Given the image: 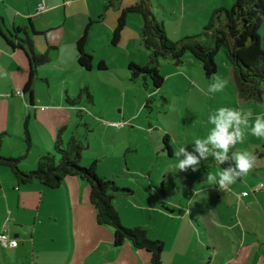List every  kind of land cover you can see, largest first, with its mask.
Wrapping results in <instances>:
<instances>
[{
    "label": "crops",
    "instance_id": "0c3cea01",
    "mask_svg": "<svg viewBox=\"0 0 264 264\" xmlns=\"http://www.w3.org/2000/svg\"><path fill=\"white\" fill-rule=\"evenodd\" d=\"M106 1L0 0V16L8 28H27V35L32 40L33 48L37 53H42L48 47H52L49 50V61L45 64L55 60L57 64L50 67L65 75L62 77V82L68 84V76L71 72L77 73L84 69L77 62V41L85 28L89 25L84 50L90 53L95 61L101 58L98 57L101 48L107 53L114 46L110 38L121 9L137 2V0H121L118 7L104 9ZM156 1L157 3H154V0H150L151 9L154 12V6L160 7L161 10L155 11L154 15L162 24L165 11L172 10L178 20L194 28H202L215 9L223 7L224 3L231 6L233 2V0ZM41 3L44 8L38 11V5ZM161 11L164 14L160 13ZM130 24H134L141 31L142 17L137 13H127L126 24L117 44L127 38V34L130 33L128 30ZM16 37L25 38L26 35L20 31ZM128 39L136 42L137 46L141 45L140 32L139 34L137 31L134 32V35ZM14 44L15 46L11 47L0 35V130L7 133L5 137L15 138L22 143H24L23 138L27 131L31 146L36 145L33 141L34 132L41 127L44 135L46 133L50 137L53 149L54 134L56 132L58 134L59 129L66 122L60 118L54 123L51 114L71 104L67 101L56 100L51 95L49 77L43 73L42 68L45 64L37 68L32 83V94L23 91L29 77L30 64L25 51L17 46V39H14ZM140 55L148 60L149 52L147 49L146 51L140 49ZM100 60L103 61L102 58ZM184 61L194 64L193 56L190 54L184 55ZM129 62L142 65L132 60ZM163 65H170V69L168 68L164 75L166 78L186 75L183 65L180 66L181 69L175 64L176 68L171 67L170 61ZM158 70L159 72L161 70L160 62ZM229 75L232 78L230 68ZM16 90L23 91V94H16ZM2 94H8V96L3 97ZM47 122L49 125L53 123L54 125L49 126ZM112 128L117 132L128 133L134 130L135 126L128 123L119 127H111L109 124L105 126V129ZM165 135H167L170 146V138L167 133ZM36 146L42 153L43 149ZM170 149L172 154V147ZM47 150L45 149L46 152H50ZM39 156L34 159V164L37 163ZM207 165V162H202L200 166ZM126 169L128 175L136 172L131 166ZM24 171L27 170L24 169ZM96 171L98 175L101 174L97 166ZM108 174L113 176L112 173ZM261 176L263 177L262 174ZM103 177L107 176L103 175ZM11 183L17 189V202L13 204L7 192L4 191L2 202L7 213L5 216V211L3 210L2 213L1 208L0 231L3 226H6L5 232L10 239L16 241V245L5 248L0 242V264H149L148 254L142 249L134 248L130 242L126 241L119 247L112 245V229L96 222L95 210L88 198L89 187L78 177L67 176L56 188L45 187L37 181L19 184L14 177L11 178ZM149 184L148 188L151 192ZM249 185L255 188L251 192L252 195L243 196L242 193L246 192L247 184L237 180L230 185L231 188L228 187V190L222 191L218 186L209 185L207 182H201V185L197 184V187L191 184L188 186L191 194L185 203L179 202L178 206L181 209L177 212L173 210L167 212L154 203L138 204L133 198L134 190L131 196L116 198L114 204L122 223L127 226L138 224L132 221L137 210L152 211L161 215V218L173 219V224L168 228V236L164 239L161 264H264V191L259 186L256 190L254 182ZM124 186L133 189L132 185ZM165 189V183L162 182L159 186L162 200L167 198ZM33 190L41 193L43 197L38 206L40 211L47 207L46 204L48 206L53 203L62 204L66 211L64 216L66 244L58 243L61 241L59 235L63 233L58 232L61 226L55 225V221L59 218L58 213H55L57 219L51 222L53 218H56L52 210L47 211V217L43 214L45 210H42V214H37L31 240L21 238L23 225L13 228L12 233L8 234L11 224L22 222L19 209H25V201ZM212 200L223 203L220 210ZM21 203L24 206H21ZM192 203L196 208L193 211L191 210ZM202 203L207 204L206 215L200 212ZM225 204L227 210H224ZM215 230H218L227 242V247L221 255H219L218 245L213 243L214 240L216 241ZM204 231L208 237L205 236ZM209 236L212 238V245L209 244ZM57 237H59L58 240ZM40 240H42L41 243ZM47 240L51 242H46ZM200 240H204V245Z\"/></svg>",
    "mask_w": 264,
    "mask_h": 264
},
{
    "label": "rangeland",
    "instance_id": "374dc122",
    "mask_svg": "<svg viewBox=\"0 0 264 264\" xmlns=\"http://www.w3.org/2000/svg\"><path fill=\"white\" fill-rule=\"evenodd\" d=\"M154 3H157V1L154 0ZM223 8H230V5L224 3ZM160 10L159 6H154V12ZM151 11L153 12L152 9ZM154 12L153 14H155ZM160 13L164 14L163 11ZM165 13L163 27L169 40L175 42L184 36L201 32V28H194L190 24L178 20L172 10H167ZM178 17L180 18V16ZM128 30L130 33L127 34V38L111 47V51L106 53L102 48L99 50L100 56L98 57L103 59L106 65L105 69H98L97 63L101 61V58H97L90 70L81 69L77 73L71 72L67 84L62 82V77L65 75L50 67L57 64L54 62L55 60L43 65V73L49 77L51 95L62 102L66 101V97L73 101L71 105L69 104L70 106L63 110L52 112L51 117L53 116L54 123L60 118H63L66 122L59 129L64 144H67L71 136L80 138L85 144L81 152L80 165L89 166L93 161H96L98 171L101 173L99 176L111 177L119 187L129 188L124 185H132L133 189H129L135 191L133 198L138 204L154 203L167 210V212L172 210L177 212L181 209L178 206L179 202L185 203L191 194L188 188L189 185L193 184L197 187V184L201 185V182H207L205 180L207 172L215 174L221 168H226L233 162L229 160L226 166L218 165L209 157L206 161L202 160L200 163L201 165L202 162H207L208 165L200 166L195 172L191 169L180 171L175 168L177 160L174 153L181 146H186L191 151V145L195 139L205 138L214 127L208 122V117L220 108L251 113L249 125L257 117H264V82L261 83L262 96L260 100L240 99L237 95L236 85L233 79L229 77L230 63L227 51L224 47H221L214 58L217 65L214 76L227 81L223 91L214 94L208 93V86L213 83L214 76L206 78L199 61L193 57L194 64L186 63L184 56L182 64L176 67L180 68L183 65V71L186 75L169 76L168 78L164 75L167 73L168 68L170 69V65L163 64L170 61L173 68L176 64L173 63L172 59H159L161 64L160 74L164 77V82L160 88L152 90L149 77L140 75L132 79L127 69V64L131 60L142 65L147 61V58L143 59V56L140 55V49L146 51L143 44L141 43L140 47L137 46L136 42L128 39L136 31L138 34L140 32L141 35V31L134 24H130ZM258 33L261 47L264 49V22L258 29ZM210 41L211 39H209ZM81 89H86L91 97H88L86 92H82L79 96ZM138 113L139 115H137ZM115 121H126L135 128L128 133L117 132L116 129H113L114 127L105 129L108 124L112 127L111 123ZM54 123L51 125H54ZM47 125H49V122H47ZM37 130V132H34L33 141L40 149H43L42 153L34 144L26 151L25 143L4 136L0 154L6 157L23 156L19 168L23 171L24 169L27 171L34 169L36 167L34 159L38 155L46 153L45 149L52 151L48 134L45 133L44 135L41 127ZM2 132L3 130H0V133ZM165 133L168 134L170 147L173 149L171 156L163 143ZM56 136L57 132L54 134V140ZM42 142L44 144H41ZM230 151H247L255 157L253 170L238 178L237 181L247 184V194L252 195L251 192L255 189L249 185L251 182L256 183V187L262 184L260 189L264 191V139L251 135L249 130L245 129L243 142H238ZM128 166L133 167L136 171L133 175L127 174L126 168ZM108 173H112L113 176ZM11 178H13V175L10 170L0 165V211L2 208V213L3 210L5 211V216L7 212L2 202L5 195L4 191L7 192L13 204L17 202V189L11 183ZM162 182L165 183L167 193V198L164 200L161 199L159 193V186ZM148 183H150L151 192ZM228 187L231 188L230 185ZM150 193L151 195H149ZM28 197L25 201V209H19L23 223L11 224L8 234L12 233L13 228L23 225L21 238L31 240L30 237L34 231V220L37 219V214H42V210H45L43 214L47 217V211L52 210L56 218H53L51 222L57 219L55 213H58L59 218L55 221V225L61 226L58 232L63 233L59 235L61 241L58 243L66 244L64 227L66 211L62 204L59 205L57 202V204L53 203L49 206L46 204L47 207L40 211L38 206L43 198L41 193L33 190ZM212 201L216 203L217 209L220 210L223 203L217 200ZM192 204L191 210L193 211L196 208L194 203ZM202 204L200 212L206 215L207 204ZM21 206H24V204L21 203ZM224 210H227L226 204ZM12 216L15 219L13 214ZM132 221L145 228L149 238L159 239L163 242L168 236L169 226L174 222L170 217L164 219L155 212L144 210L135 211ZM133 226H136V224L128 227ZM204 233L208 237L205 231ZM214 234L216 241L214 240L213 243L218 245L219 255H221L227 247V242L218 230H215ZM57 240H55V243H57ZM211 240L212 238L209 236L210 245H212ZM200 241L204 245V240ZM39 242L41 243L42 240ZM46 242L51 241L47 240Z\"/></svg>",
    "mask_w": 264,
    "mask_h": 264
},
{
    "label": "trees",
    "instance_id": "16d2710c",
    "mask_svg": "<svg viewBox=\"0 0 264 264\" xmlns=\"http://www.w3.org/2000/svg\"><path fill=\"white\" fill-rule=\"evenodd\" d=\"M120 1L107 0L104 9L116 8ZM127 13H137L142 17L141 43L149 52L148 60L144 65L134 62L127 64L132 79L140 75L149 77L152 90H156L164 82L158 70L159 59H172L176 65H179L185 53H190L199 61L206 78H212L217 71L215 55L221 47H224L238 97L242 100L261 99V83L264 82V49L261 47L258 29L264 22V0H233L230 8L215 9L206 24L202 26L200 33L184 36L175 42L167 38L162 22L151 11L150 0H137L121 9L111 34L112 45L117 44L121 38ZM88 29L89 25L77 41V62L86 70H90L94 62L92 55L84 50ZM20 31L24 32L25 38L16 37ZM0 35L11 47L15 46L14 39H17V46L25 51L30 70L23 91L31 95L37 68L49 61V50L52 47L37 53L33 48L32 40L27 35V28H8L1 16ZM97 67L102 70L106 65L104 61H99ZM82 92H86L88 97H91L86 89H81L79 96ZM66 101L73 103L68 97ZM60 133L61 130L58 131L53 142L52 151L40 155L34 169L23 171L19 168L23 156L6 157L0 154V165L7 167L19 184L37 181L45 187L56 188L67 176L78 177L89 187L88 198L94 207L96 222L112 229V245L119 247L128 241L134 248L142 249L148 254L149 264H161L164 242L149 238L147 230L141 226L124 225L114 204L116 198L131 196L133 190L119 187L111 177L99 176L96 172V161L89 166L80 165L81 152L85 144L76 136H71L67 144H64ZM6 134V132L0 133V148L2 138ZM23 140L27 151L31 144L27 131ZM163 143L171 156L167 135L163 136Z\"/></svg>",
    "mask_w": 264,
    "mask_h": 264
},
{
    "label": "clouds",
    "instance_id": "9594fccd",
    "mask_svg": "<svg viewBox=\"0 0 264 264\" xmlns=\"http://www.w3.org/2000/svg\"><path fill=\"white\" fill-rule=\"evenodd\" d=\"M226 84V80L214 76L213 83L208 86L207 92L213 94L221 92ZM250 116L251 113L230 108H220L215 113H211L208 122L214 127L208 135L205 138L195 139L191 145V151L186 146H181L174 153L177 160L176 170L187 171L191 169L195 172L198 170L201 161H206L209 157L218 165L231 160L233 163L229 164L228 167L221 168L215 174L207 172L205 176L209 185H216L221 191L226 190L238 178L247 175L255 166V157L247 151L231 152L230 149L238 142H243L245 129H248L251 135L264 139V117H257L249 125ZM242 195L246 196L247 193H242Z\"/></svg>",
    "mask_w": 264,
    "mask_h": 264
},
{
    "label": "built area",
    "instance_id": "2783aa9c",
    "mask_svg": "<svg viewBox=\"0 0 264 264\" xmlns=\"http://www.w3.org/2000/svg\"><path fill=\"white\" fill-rule=\"evenodd\" d=\"M44 8V5L41 3L38 5V11H41L43 10ZM16 94L18 95H22V91L21 90H16ZM3 97H6L8 96V94H2ZM113 126L115 127H119L121 126L123 123L121 122H112L111 123ZM222 165L226 166L227 165V161H225ZM262 187V184L259 185V188ZM258 189V187L256 188V190ZM245 193V192H243ZM6 231V226H3L1 231H0V242L2 244L3 247L7 248V247H13L16 245V241L13 240V239H10L7 235V233L5 232Z\"/></svg>",
    "mask_w": 264,
    "mask_h": 264
}]
</instances>
